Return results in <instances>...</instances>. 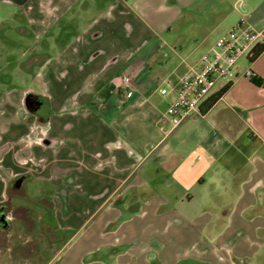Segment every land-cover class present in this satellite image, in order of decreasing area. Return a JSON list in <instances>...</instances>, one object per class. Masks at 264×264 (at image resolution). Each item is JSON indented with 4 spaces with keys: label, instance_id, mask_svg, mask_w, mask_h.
Here are the masks:
<instances>
[{
    "label": "crops",
    "instance_id": "crops-1",
    "mask_svg": "<svg viewBox=\"0 0 264 264\" xmlns=\"http://www.w3.org/2000/svg\"><path fill=\"white\" fill-rule=\"evenodd\" d=\"M9 1L38 13L40 36L68 17L57 38L45 40L57 57L37 54L46 61L43 88L25 101L43 121L75 132L65 138L67 154L52 155L63 178H53L43 212L25 206L43 232L25 236L27 257L12 255L5 232L12 221L22 232L26 224L9 217L10 228L0 227V264H264V51L239 59L238 75L213 105L221 88L178 125L162 120L177 82L200 68L241 11L264 34V0H240L239 11L228 9L218 22L220 6L206 11L205 0ZM249 68L256 77L244 75ZM124 74L134 79L129 99L120 90ZM7 127L14 140L23 137L21 122ZM57 137L18 142L16 154L3 139L0 172L21 170L11 184L27 194V179L52 170L26 161ZM191 137L197 142L186 149ZM6 193L0 174V206L9 205Z\"/></svg>",
    "mask_w": 264,
    "mask_h": 264
},
{
    "label": "rangeland",
    "instance_id": "rangeland-1",
    "mask_svg": "<svg viewBox=\"0 0 264 264\" xmlns=\"http://www.w3.org/2000/svg\"><path fill=\"white\" fill-rule=\"evenodd\" d=\"M8 1L0 0V127H2L0 129V142L3 139H6L3 140V143L7 145L9 144L12 152L16 154V152L20 150V148H16V143L18 142L21 144L25 141L27 144L31 143L37 146L38 144L43 145L42 140L48 135L55 134L58 136V142L56 144L41 146V152H34L26 161L34 170H43L46 165L51 167L50 169L52 170V173L49 171H42V173H37L35 178L27 179L26 186L28 197L24 185L19 188L14 184H11L17 177L16 174L20 173L21 170L20 172H11L7 177H5L6 174L4 171L0 172L3 182L6 184L8 203L13 208L14 215L23 219L26 224V227H24L25 229L22 232V230L20 231L21 227L17 226L12 221L13 228L11 231L5 232L3 237L4 240L2 241L6 242V245H10L12 255L19 254L22 258H25L28 256L29 249L32 247V244H28V242L25 241V236L28 235L27 233L32 230L33 232L35 230H44L41 225L36 227L37 225L34 219V214L25 206L37 209L40 213L43 212L45 208L44 205L47 204L43 202L46 200L44 197H50L55 191L51 186L53 178H63V172L55 173V170L62 169L64 165H53L54 163H51L54 159L52 155H55V159L58 158L61 151L62 154L66 155V150H64V148H66L65 138L75 132L74 130L65 132V129H63L64 127L60 130L57 129L59 125L56 123L53 124L51 121H43L38 114H33L28 111L30 109L28 108L25 99L28 92L35 95L40 93L39 90L43 88L41 76H43L45 70L41 64L46 63V61H44V58L41 59L37 56L50 54L54 58L57 57V54H54V45H52V43L47 44L45 40L50 41L57 38V34L59 35V33L62 32V25L68 20V17H64L62 21L51 24L46 28V32L44 31V33L41 34L42 36H40L38 35V32L41 29L37 26V21L39 19L38 13L29 11V5L24 6L18 2L15 3ZM239 2L240 0H236L235 3L234 0H205V9L207 11L214 5H219L221 13L215 20L218 22L222 20L225 14H227L228 9L236 8V10L239 11ZM260 3L262 5L264 4L263 2ZM241 12V14L247 16L248 20L249 16L243 11ZM94 14H96V12ZM202 20L208 21L207 15L202 16ZM244 63L245 61L243 60L242 64ZM52 66L53 65L50 64L49 67ZM31 100H34L33 97H30L29 103ZM30 108H33L32 105ZM69 111V109H65L58 114L55 112V118H59V116L66 114ZM28 120H30V122L27 126ZM19 122H21L22 130L25 129V132L22 137L23 139L20 137L18 140H14L11 134H6L5 129L6 126L9 127L10 124L13 123L14 125ZM25 122L27 123L25 124ZM7 132L9 133L8 130ZM37 138L40 140V143L35 142ZM196 142V138H189L185 148L189 149V145L195 144ZM34 149H36V147ZM157 152L158 150L155 151V153ZM61 156L62 155L60 154V157ZM236 160L239 164L241 160L239 154L237 155ZM155 162V155L150 156L144 161L145 165H152ZM18 163L19 165H23L20 162L19 157ZM73 166L77 167L76 165ZM67 167L68 165H66L65 168ZM70 169L71 166L66 169L68 173ZM67 171L65 173H67ZM21 174H23L22 176L24 179L27 177L26 173ZM36 197L39 198L37 199ZM16 204L19 206H15ZM207 206L208 208L211 207V205H206V207ZM42 232H39V234H42ZM2 241H0V244ZM3 254L4 250H0V258H2ZM46 256L48 259L51 258L52 254L49 250L46 252ZM181 264L197 263L188 262L187 260Z\"/></svg>",
    "mask_w": 264,
    "mask_h": 264
},
{
    "label": "built area",
    "instance_id": "built-area-1",
    "mask_svg": "<svg viewBox=\"0 0 264 264\" xmlns=\"http://www.w3.org/2000/svg\"><path fill=\"white\" fill-rule=\"evenodd\" d=\"M263 35V31L254 28L242 16L233 28L218 37L212 52L203 55L200 68L192 67V74L177 82L175 97L164 112L162 120L176 126L199 113L203 102L216 88H223L226 81L238 75L236 67L239 59L251 54ZM244 75L256 77V73L250 68ZM120 90L125 99L134 94L135 84L131 74L123 75ZM162 92H167V89L164 88Z\"/></svg>",
    "mask_w": 264,
    "mask_h": 264
},
{
    "label": "trees",
    "instance_id": "trees-1",
    "mask_svg": "<svg viewBox=\"0 0 264 264\" xmlns=\"http://www.w3.org/2000/svg\"><path fill=\"white\" fill-rule=\"evenodd\" d=\"M263 51H264V43H258L252 51L251 58L252 59L257 58ZM230 84L231 83L229 82L227 85L221 88L217 93L212 95L208 101V106L213 105L222 96V94L228 89Z\"/></svg>",
    "mask_w": 264,
    "mask_h": 264
},
{
    "label": "flooded vegetation",
    "instance_id": "flooded-vegetation-1",
    "mask_svg": "<svg viewBox=\"0 0 264 264\" xmlns=\"http://www.w3.org/2000/svg\"><path fill=\"white\" fill-rule=\"evenodd\" d=\"M18 218L14 215V210L10 205H3L0 206V227L3 228L4 226H8L10 228V220ZM21 219V218H20Z\"/></svg>",
    "mask_w": 264,
    "mask_h": 264
},
{
    "label": "water",
    "instance_id": "water-1",
    "mask_svg": "<svg viewBox=\"0 0 264 264\" xmlns=\"http://www.w3.org/2000/svg\"><path fill=\"white\" fill-rule=\"evenodd\" d=\"M20 181L19 182H21L23 179L21 178V179H19Z\"/></svg>",
    "mask_w": 264,
    "mask_h": 264
}]
</instances>
